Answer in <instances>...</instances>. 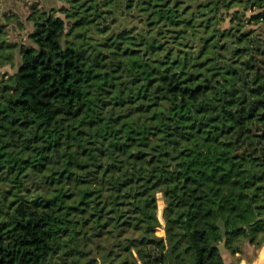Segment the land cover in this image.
I'll return each mask as SVG.
<instances>
[{
    "label": "trees",
    "instance_id": "obj_1",
    "mask_svg": "<svg viewBox=\"0 0 264 264\" xmlns=\"http://www.w3.org/2000/svg\"><path fill=\"white\" fill-rule=\"evenodd\" d=\"M64 2L0 26V264L262 248L264 0Z\"/></svg>",
    "mask_w": 264,
    "mask_h": 264
},
{
    "label": "rangeland",
    "instance_id": "obj_2",
    "mask_svg": "<svg viewBox=\"0 0 264 264\" xmlns=\"http://www.w3.org/2000/svg\"><path fill=\"white\" fill-rule=\"evenodd\" d=\"M64 0H0V26L7 31V40L14 43L29 44L28 34L32 31V25L28 22L30 7L37 4L40 8L50 9L64 5ZM18 13V17L8 14ZM11 18V19H10ZM4 71L14 72L16 68L7 66ZM164 204L160 203V216L163 214ZM162 228L158 231L160 232ZM227 259V257H226Z\"/></svg>",
    "mask_w": 264,
    "mask_h": 264
},
{
    "label": "crops",
    "instance_id": "obj_3",
    "mask_svg": "<svg viewBox=\"0 0 264 264\" xmlns=\"http://www.w3.org/2000/svg\"><path fill=\"white\" fill-rule=\"evenodd\" d=\"M158 234L164 235V230L161 229ZM220 250L226 264H264V245L258 250L248 245L244 253L236 255L231 254L224 244L220 245Z\"/></svg>",
    "mask_w": 264,
    "mask_h": 264
}]
</instances>
